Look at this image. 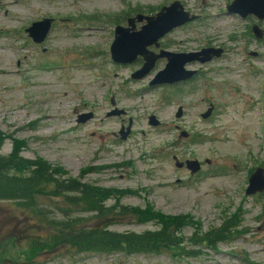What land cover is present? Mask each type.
Wrapping results in <instances>:
<instances>
[{
    "label": "rangeland",
    "instance_id": "1",
    "mask_svg": "<svg viewBox=\"0 0 264 264\" xmlns=\"http://www.w3.org/2000/svg\"><path fill=\"white\" fill-rule=\"evenodd\" d=\"M174 1L200 18L168 34L160 49L190 53L212 47L225 53L206 64L188 65L186 69L199 71L191 83L151 87L167 60H159L142 80L132 79L144 61H113L115 29L119 20L123 24L122 19L138 14L154 15ZM232 2L0 0V130L26 142L23 157L43 158L84 183L130 190L120 201L123 206L144 209L150 204L168 216L189 215L202 223L204 232L229 220L234 225L227 242L203 248L198 257L62 249L45 264H264V194L246 196L250 176L264 168V43L249 39L254 19L227 13ZM45 18L55 22L38 45L26 29ZM254 52L259 56L250 55ZM212 105L214 112L203 119ZM114 110L125 114L109 116ZM86 113L94 117L78 123ZM152 116L159 126L150 125ZM129 127L123 140L120 132ZM183 131L188 138L181 137ZM13 148L9 138L2 153ZM175 158L196 160L202 170L192 175L186 167L177 168ZM37 202L57 212L51 207L56 201L37 197ZM114 204L110 200L107 206ZM79 215L91 218L89 226L110 225L116 232L155 229L119 213L105 220ZM47 230L29 209L0 203L1 236L45 237ZM195 232L191 226L185 235Z\"/></svg>",
    "mask_w": 264,
    "mask_h": 264
},
{
    "label": "trees",
    "instance_id": "2",
    "mask_svg": "<svg viewBox=\"0 0 264 264\" xmlns=\"http://www.w3.org/2000/svg\"><path fill=\"white\" fill-rule=\"evenodd\" d=\"M9 138L14 148L4 155L2 148ZM26 145L25 141L8 137L0 130V203L12 202L29 209L47 226L49 233L37 238L32 234L23 237L16 233L0 234V264H45L49 255L62 249L81 254L168 255L178 260L198 257L203 248L227 242L233 234L234 225L230 220L204 232L202 223L189 215L168 216L150 204L144 209L120 205V201L132 193L130 190L84 183L43 158H25L22 150ZM37 197L58 202L59 205L56 202L55 206L51 205L57 212L47 205L42 207ZM110 200L115 204L107 206ZM118 213L142 225L153 224L155 229L116 232L110 225L89 226L91 218L79 215L92 214V219L105 220L117 218ZM191 226L196 232L187 237L185 230ZM195 246L201 248L193 249Z\"/></svg>",
    "mask_w": 264,
    "mask_h": 264
},
{
    "label": "water",
    "instance_id": "3",
    "mask_svg": "<svg viewBox=\"0 0 264 264\" xmlns=\"http://www.w3.org/2000/svg\"><path fill=\"white\" fill-rule=\"evenodd\" d=\"M230 14H239L243 18L249 15H256L260 19H264V0H233L228 6ZM200 16L187 12L180 1H174L168 6H164L154 15L138 14L128 20V27L118 26L115 30V40L113 42L111 53L113 61L117 64H132L139 57H142L145 64L141 70L133 75L134 80H141L148 76L155 68L156 63L160 59H166L167 65L164 70L160 71L151 86L173 85L182 81L192 79L196 75V71L186 69V66L195 62L206 64L214 59L223 56L222 48H204L198 52L190 53H173L161 50L159 54L150 51L149 48L155 46L160 48V41L177 28L183 27L188 23L198 20ZM55 20L45 18L34 22L26 33L34 43L43 44L51 33ZM137 24H143L137 29ZM256 36L263 37L264 32L258 27H254ZM113 104H115L113 100ZM214 111L212 105L208 111L202 115L203 119L209 118ZM122 111H114L109 116L122 114ZM183 116V108L181 107L176 115L178 119ZM94 117L93 113L81 114L78 123L83 124ZM150 125L157 127L160 121L156 116L150 118ZM122 139L126 140L130 134V127L127 131L120 132ZM181 137L188 138L189 134L185 131L181 133ZM176 167H186L191 174H197L202 170L200 162L186 161L180 162L175 158ZM264 193V169L258 168L250 177L249 185L246 190V196L251 197Z\"/></svg>",
    "mask_w": 264,
    "mask_h": 264
},
{
    "label": "flooded vegetation",
    "instance_id": "4",
    "mask_svg": "<svg viewBox=\"0 0 264 264\" xmlns=\"http://www.w3.org/2000/svg\"><path fill=\"white\" fill-rule=\"evenodd\" d=\"M227 13L228 14H230L229 13V10H228V7H227ZM230 15H237V16H239L242 20H251V19H254L256 22H255V24H253L252 25V28L250 29V31L248 32V33H250V36H249V39L250 40H252V41H256V42H258V43H264V36L263 37H258V36H256V34H255V32H254V27H258L261 31H263L264 32V27H263V23H264V19H260L259 17H257L256 15H249V16H247L246 18H243L242 16H240L239 14H230ZM129 18H131V17H129ZM129 18H125V19H122L124 22H123V24H121L122 22H120V20H119V22H117V26H116V28L118 27V26H124V27H128V20H129ZM197 21V20H196ZM142 25L143 24H137V29H140L141 27H142ZM116 30V29H115ZM52 31V30H51ZM114 40H115V36H114ZM114 42V41H113ZM160 44H161V41H160ZM112 45H113V43H112ZM112 45H111V48H112ZM155 49H160V48H156L155 46H153ZM160 47H161V45H160ZM152 48V47H151ZM151 48H149L150 49V51H152V52H154V53H156V54H159L160 53V51L161 50H163V49H160V50H158V52H155L154 50H152ZM224 53H225V51H224ZM224 55V54H223ZM250 55L251 56H253V57H257V56H259V54L258 53H256V52H254V53H250ZM111 56H112V53H111ZM223 57V56H222ZM113 59V58H112ZM138 60H143L144 61V59L142 58V57H139L136 61H138ZM161 60V59H160ZM215 60V59H214ZM213 60V61H214ZM135 61V62H136ZM134 63V62H133ZM117 64V63H116ZM144 64H145V61H144ZM144 64H143V66H144ZM193 64V63H192ZM120 65H124V64H120ZM126 65H130V64H126ZM189 65H191V64H189ZM143 66H142V68H143ZM188 66V65H187ZM186 66V67H187ZM141 68V69H142ZM140 69V70H141ZM188 70V69H187ZM139 71V70H138ZM138 71H136V72H138ZM190 71H193V70H190ZM135 72V73H136ZM197 73H196V75L192 78V79H190V80H187V81H182V82H180V83H177V84H181V83H185V84H188V83H191L193 80H195L198 76H199V71H196ZM134 73V74H135ZM159 73V72H158ZM133 74V75H134ZM133 75H132V79H133ZM142 80V79H141ZM173 85H176V84H173ZM150 86H151V84H150ZM151 87H154V86H151ZM113 100H114V102H115V104H113L114 106L116 105V101H115V98H113ZM115 111V110H114ZM116 111H118V110H116ZM123 113L122 114H125V112L124 111H122ZM214 112V111H213ZM118 115H121V114H118ZM258 169V168H257ZM256 171V170H255ZM251 177V176H250ZM249 180H250V178H249ZM258 195H263V194H257V195H255V196H258Z\"/></svg>",
    "mask_w": 264,
    "mask_h": 264
},
{
    "label": "bare ground",
    "instance_id": "5",
    "mask_svg": "<svg viewBox=\"0 0 264 264\" xmlns=\"http://www.w3.org/2000/svg\"><path fill=\"white\" fill-rule=\"evenodd\" d=\"M9 5V4H8Z\"/></svg>",
    "mask_w": 264,
    "mask_h": 264
}]
</instances>
